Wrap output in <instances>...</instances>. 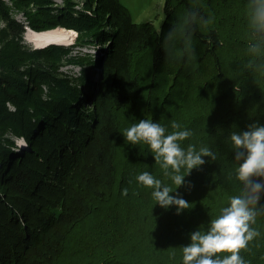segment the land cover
<instances>
[{"label":"trees","instance_id":"trees-1","mask_svg":"<svg viewBox=\"0 0 264 264\" xmlns=\"http://www.w3.org/2000/svg\"><path fill=\"white\" fill-rule=\"evenodd\" d=\"M163 9L156 28L120 0H0V264H182L190 234L240 194L228 137L264 125V53L248 52V0H164ZM14 11L34 30L73 29L77 46L98 48H28ZM63 61L80 72L64 73ZM141 119L166 135L190 130L180 146L217 159L204 157L174 189L149 146L123 135ZM145 171L190 208L157 204L136 179ZM251 227L260 235L240 255L264 264V215Z\"/></svg>","mask_w":264,"mask_h":264},{"label":"clouds","instance_id":"clouds-1","mask_svg":"<svg viewBox=\"0 0 264 264\" xmlns=\"http://www.w3.org/2000/svg\"><path fill=\"white\" fill-rule=\"evenodd\" d=\"M248 29L252 39L248 52L253 60L264 53V0H248ZM252 63L248 67H252ZM181 126L173 122L172 129ZM166 129L151 119H141L125 130V139L133 144L143 142L149 146L154 160L170 178L176 189L184 183V176L193 168L205 163L204 157L215 161L217 155L208 147L199 151L194 145L185 150L178 141H184L191 135L190 130L173 131L165 134ZM235 150V167L229 175L240 184V194L229 198L227 206L222 207L219 215L209 221L206 231L199 230L190 234V242L182 248V264H245L240 251L248 242L260 235L251 225L257 216L264 215V204L260 203L264 194V125L252 123L243 132H231L228 137ZM185 173L181 175V169ZM138 183L152 189L151 195L161 207L175 206L179 214L188 209L189 202L179 195H170L174 189L164 186L149 172L136 177ZM127 195V189L123 190ZM220 253H228L222 258Z\"/></svg>","mask_w":264,"mask_h":264},{"label":"rangeland","instance_id":"rangeland-1","mask_svg":"<svg viewBox=\"0 0 264 264\" xmlns=\"http://www.w3.org/2000/svg\"><path fill=\"white\" fill-rule=\"evenodd\" d=\"M56 2L57 4L61 5L63 3V0H56ZM74 2H75V7L81 8V4L83 0H74ZM120 2L126 7V9L129 10L132 20L136 23L150 21L155 25L156 28H158L165 18V13L163 9L164 0H120ZM12 14L18 21L23 22L25 24V32L22 40L25 46H27L28 48L37 49V48L48 47L50 45H61L64 46L65 48H69L70 56H74V55L80 56L84 54L94 55L95 51L98 48V45H93V44H85L82 46H77L74 43L75 38L77 36V31H75L74 40L68 44L48 43L45 46L33 45L31 42L26 40V36H25V33L27 31L26 28L27 27L30 28V27L26 24L27 22L25 21L24 15L20 13V11H14ZM50 29H54V28L35 30V31H46ZM60 70H62L64 73H68L72 76H75L80 72L81 68L79 65L71 64L63 61V63H61L60 65ZM93 75L95 74L93 73ZM23 140L24 139L22 137L20 139L18 138L16 139L17 141L16 143L18 144V147H20V149L28 148Z\"/></svg>","mask_w":264,"mask_h":264},{"label":"bare ground","instance_id":"bare-ground-1","mask_svg":"<svg viewBox=\"0 0 264 264\" xmlns=\"http://www.w3.org/2000/svg\"><path fill=\"white\" fill-rule=\"evenodd\" d=\"M26 29V40L36 46H42L45 43L68 44L75 37V30L61 26L46 31H35L28 27Z\"/></svg>","mask_w":264,"mask_h":264},{"label":"water","instance_id":"water-1","mask_svg":"<svg viewBox=\"0 0 264 264\" xmlns=\"http://www.w3.org/2000/svg\"><path fill=\"white\" fill-rule=\"evenodd\" d=\"M45 45H47V43H45L44 45H42V46H45Z\"/></svg>","mask_w":264,"mask_h":264}]
</instances>
